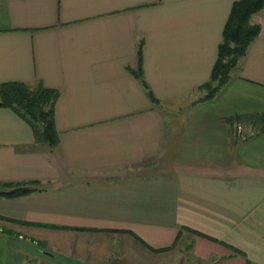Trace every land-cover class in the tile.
<instances>
[{"label":"crops","instance_id":"1","mask_svg":"<svg viewBox=\"0 0 264 264\" xmlns=\"http://www.w3.org/2000/svg\"><path fill=\"white\" fill-rule=\"evenodd\" d=\"M234 1L0 0V83L58 90L55 146L0 97V182L37 187L0 196V221L189 235L216 264H264V4L203 98Z\"/></svg>","mask_w":264,"mask_h":264},{"label":"rangeland","instance_id":"2","mask_svg":"<svg viewBox=\"0 0 264 264\" xmlns=\"http://www.w3.org/2000/svg\"><path fill=\"white\" fill-rule=\"evenodd\" d=\"M26 84L31 89L37 87ZM202 89L207 94L209 89ZM245 125L240 128L241 134L261 129L251 127L250 123ZM247 126L250 127L244 129ZM14 226L0 221V264H216V254L200 253L196 239L189 235L180 234L168 247L153 248L134 232L122 229L90 226L74 229L69 225L68 228L46 229L45 232L41 228V231H26L20 235ZM18 227L24 230L23 225ZM77 230L81 231L79 241Z\"/></svg>","mask_w":264,"mask_h":264},{"label":"trees","instance_id":"3","mask_svg":"<svg viewBox=\"0 0 264 264\" xmlns=\"http://www.w3.org/2000/svg\"><path fill=\"white\" fill-rule=\"evenodd\" d=\"M264 4V0H236L223 28L222 38L218 45V55L212 68L210 78L202 85L208 88L203 98L215 95L230 79L232 70L238 66L246 55L252 41L260 31V24L253 20V14ZM142 68L137 72L148 89L152 100H158L142 75ZM215 82V83H214ZM213 83V84H212ZM36 89H31L26 82L9 81L0 83L2 103L14 108L33 127L38 139L51 146L58 141L55 126L54 105L58 90L38 82ZM264 116V115H263ZM0 196H19L36 189L31 183L0 182ZM54 228H68L69 225L45 224ZM77 229V226H70Z\"/></svg>","mask_w":264,"mask_h":264}]
</instances>
